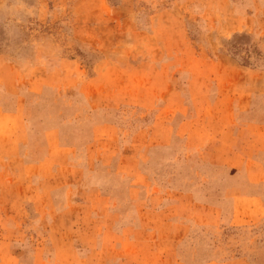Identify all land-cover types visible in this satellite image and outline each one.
Wrapping results in <instances>:
<instances>
[{
  "label": "rangeland",
  "instance_id": "obj_1",
  "mask_svg": "<svg viewBox=\"0 0 264 264\" xmlns=\"http://www.w3.org/2000/svg\"><path fill=\"white\" fill-rule=\"evenodd\" d=\"M0 264H264V0H0Z\"/></svg>",
  "mask_w": 264,
  "mask_h": 264
}]
</instances>
